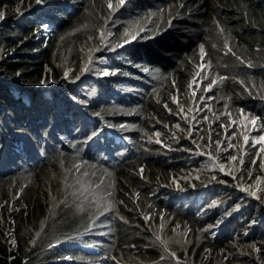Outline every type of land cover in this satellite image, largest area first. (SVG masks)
Instances as JSON below:
<instances>
[{
	"label": "trees",
	"instance_id": "obj_1",
	"mask_svg": "<svg viewBox=\"0 0 264 264\" xmlns=\"http://www.w3.org/2000/svg\"><path fill=\"white\" fill-rule=\"evenodd\" d=\"M217 1L222 3L217 12H224L223 16L227 17L225 35L233 49L248 59L264 55V0ZM65 2L43 0L37 4L36 0H0V13L4 16L0 19V102L7 104V98L14 94L6 81L15 78L27 87L55 81L69 91L77 90L56 65L55 56L61 61L64 56L70 55L73 46L77 48L78 36L67 32L73 29L77 31L75 28L90 11L94 0H70L78 5L76 15L67 21L54 38L45 36L36 44L33 33L36 13L43 15L57 10L59 15L67 16L66 7L62 8ZM157 2L161 6L169 3L166 0H145L144 7L138 9V13L144 14L150 9L156 12L154 7ZM183 2L186 5L181 9L182 14L192 11V15L204 17L207 13V16L203 21L194 20L190 15L174 18L169 28L164 30V37L153 38L132 56L131 49L127 56L120 57L117 66L126 74L119 77L134 76L139 86L137 94H119L115 97L117 89L113 87L106 104L100 106L98 103L83 109L80 115H72L74 127L70 126L67 115L58 116L50 132L51 140L56 143L51 144L49 157L38 164L29 165L20 174L5 175L4 169L0 171V230L11 227L16 239L15 245L7 240L0 241V264H58L51 257L57 249L53 248V244L70 231L87 225L99 207L109 205L114 207L111 215L102 216L100 222L111 221L113 230L116 221L113 235L116 242L111 256H115L122 264H148L151 261L154 264H178L168 248L182 255L184 264H257V258H262L264 263V236L260 235V230L254 236L261 245L258 254L253 249V237H246L241 238V241L248 255L225 259L216 250L206 257L209 246H218L224 241L212 242V238L202 230V223L193 214L186 217L164 204L161 194L150 195V191L158 188L162 182L169 183L171 176L168 169L162 171L158 159L146 154L143 147L147 145L142 138L153 133L157 126L170 122L171 116L164 108L163 100H169L175 82L184 83L192 72L199 59L196 53L198 45L193 46L195 36L201 33L199 41L203 39L212 15L217 13L212 11L211 3H203L202 0ZM103 13L111 14L106 7L91 14V23L83 29L84 37L89 39V29L102 21L100 16ZM45 25L49 28L50 21ZM156 25L164 29L167 23L160 21ZM237 62L239 68H246L250 87L257 83V76L260 75L253 73L244 62ZM140 65L148 66L153 75H143ZM126 84L117 86L125 91ZM51 90L55 92L57 88ZM99 90L100 85L95 84L86 97L95 98L100 94ZM47 98H52V95L49 93ZM8 107L9 113L14 115V107ZM118 115L123 118L121 123L126 122L130 132L139 137L141 152L138 155L131 153L129 144L114 148L118 143L108 136L109 128L121 124L116 121ZM94 116L98 120H94ZM20 122L27 124L28 115L24 114ZM3 123L1 120L0 126ZM51 124L48 122V126ZM91 135L97 145L86 146L85 140ZM29 140L22 139L26 142V148L34 144L28 143ZM100 148H104L103 152ZM37 156L32 153L21 166ZM143 163L146 166L145 177H142L139 169ZM87 182L89 191L84 193L81 185ZM18 190L22 191L19 197ZM8 197L14 200L11 209L2 205ZM163 211L165 242L156 236ZM149 212H152L153 218L147 221L144 215ZM132 243L148 247L135 250L128 247ZM163 255L164 259H160ZM110 264L119 263L111 261Z\"/></svg>",
	"mask_w": 264,
	"mask_h": 264
},
{
	"label": "clouds",
	"instance_id": "obj_2",
	"mask_svg": "<svg viewBox=\"0 0 264 264\" xmlns=\"http://www.w3.org/2000/svg\"><path fill=\"white\" fill-rule=\"evenodd\" d=\"M49 2L53 3V1ZM131 3L135 4L133 0L125 2L122 14L127 17L136 15L132 23H139L146 15L157 12L150 9L144 14H139L136 9L135 14H130L126 11V7ZM136 3L140 5L139 9H142L145 0ZM64 7L67 9V16L59 15L57 10L43 13V15L36 13V24L33 28L37 39L36 44L45 36L48 39L54 38L58 31L65 27L67 21L76 15L78 5L66 0L62 8ZM110 12V15L103 13L100 16L102 21L98 25L91 26L89 39L82 33L84 27L91 23L92 15L83 21L81 19L75 28L77 31L73 29L67 32L75 37L78 36L77 48L73 46L70 55L64 56L61 61L55 56L56 65L62 70L64 77L69 78L77 87L76 91H69L55 81H44L33 87L20 84L18 78L6 81L7 85L14 90V94H11V98H7V104L0 102V121H4L0 126V171L4 169L5 175L20 174L29 165L38 164L39 161L50 156L51 144L56 143L55 140H51L50 132L54 129L58 116L67 115L70 126L74 127L72 115H80L83 109L98 103L100 106L106 104L113 87L117 89L115 97L119 94L125 96L139 92L134 76L119 77L126 73L121 72L117 66L118 61L121 56H127L131 49L130 56L142 49L153 38L164 37V30L169 28L174 18L167 22L164 29L154 24L157 29H161L160 31L150 32L147 35L144 31H140L134 35L126 32L116 12ZM47 21L51 23L49 28L45 25ZM227 50L232 52L234 49L227 48ZM236 58L260 76H257V83L251 87L250 82L242 85L246 91L235 106H226L219 100L212 103L207 100L211 96L209 92H194L189 88L182 93L174 88L169 100H163L164 108L171 116L170 122L157 126L153 129V133L142 138L147 145L143 147L146 154L158 159L162 171L168 169L171 176L169 183L162 182L158 188L150 191V195L161 194L164 204L186 217L193 214L202 223V230L212 238V242L224 241L218 246L215 244L209 246L205 253L206 257H210L214 251L218 250L225 259L248 255L246 246L241 241V238L246 237H253V249L258 254L261 251V245L254 236L257 230H260V233L264 232V143L262 141L264 138V108L262 107L264 105V55L248 59L238 53ZM217 68L221 71L220 67ZM242 69L246 71L245 67L239 68L237 63L231 73H239ZM140 72L143 75L145 73L153 75L149 67L144 65H140ZM189 77L190 75L186 80ZM125 83H127L125 91L117 86ZM95 84L100 85V94L95 98L86 97ZM202 84L212 85L213 94L222 93L223 86L217 85L213 77ZM52 88L57 90L53 92ZM49 93L52 95L50 99L47 98ZM99 99L104 100L99 101ZM10 105L14 107V115L9 113ZM179 107L191 108L197 113L196 116L188 118L195 126L188 127L190 136L180 139L182 142L175 140L179 138L177 132L182 129L178 115ZM224 107H234L236 115L243 114L249 123V129L242 143L229 140L231 127L236 121L234 112L231 109L226 111L227 120L224 121V116L215 117L219 115V112L212 111L214 108L222 110ZM50 110L53 113L52 118H50ZM24 114L29 117L27 124L20 122ZM93 119L98 120V117L94 116ZM122 119L121 116H116L118 123H121ZM125 120L130 119L125 118ZM48 122L53 124L48 126ZM124 126L126 122L111 127L107 134L118 143L114 148L120 144H129L132 148L131 153L138 155L141 152L139 137L130 132L129 125L121 130ZM216 135H223L224 139L216 143L213 141V136ZM25 138H30L28 143L34 142L33 146L26 148V142L22 141ZM85 144L86 146L97 145L93 135L85 140ZM183 146H187V149ZM103 149L100 148V151L103 152ZM211 150L217 151L219 155ZM32 153L39 156L31 158L28 163L21 166V163ZM139 169L142 171V177H145V164H141ZM81 189L84 193L88 192V182L83 183ZM21 192L18 190L17 197L21 195ZM2 205L11 209L14 205L13 198H5ZM113 208V205L99 207L87 225L72 230L58 239L53 244V248L57 249L52 252L51 257L58 264H110L111 261L122 264L115 256H111L116 242L113 236L116 221L113 230L111 221L100 222L102 216L111 215ZM164 215L165 211L162 212V221L156 235L163 242H165ZM144 216L147 221L153 218L152 212ZM5 240L12 245L16 244L11 227L0 230V241ZM128 247L139 250L146 249L148 246L139 247L132 243ZM168 249L178 264H184L185 258L182 255L172 248ZM160 259H164V255ZM148 264H154V261Z\"/></svg>",
	"mask_w": 264,
	"mask_h": 264
},
{
	"label": "rangeland",
	"instance_id": "obj_3",
	"mask_svg": "<svg viewBox=\"0 0 264 264\" xmlns=\"http://www.w3.org/2000/svg\"><path fill=\"white\" fill-rule=\"evenodd\" d=\"M126 1L128 0H124L123 3H121V0H94L90 11H88L86 15L83 16L82 21L88 18L95 10L102 7H106L109 11L116 12L119 15L126 32H128L129 34L136 35L140 31H144V33L147 35L150 32H156L161 30V29H157L154 26V24H157L160 21H163L164 24H166L172 18H177V17L182 18L187 15H190L191 18L194 20L203 21L204 17L207 16V13L204 15V17H198L196 15H192L191 14L192 11L187 14H182L181 9L183 5L184 6L186 5V3L183 2V0H174V1L166 0L169 3L164 4L162 7H160L162 4L157 2V5L154 7L155 10L157 11L156 13H151L146 15L144 17V20H141V22L139 23L136 22L132 23L136 15L133 17H127L122 14L124 4ZM133 1L135 4L131 3L126 7V11L130 12V14H135L136 13L135 10L139 9L140 5H138L136 2H141L143 0H133ZM202 2L211 3L210 7H212V11H216V12L222 6V3L217 0H202ZM223 15L224 12H217L214 15H212L210 22L208 23V29L204 31V37L201 41H199V39L202 37L201 33H198V36H195V39L193 38L194 39L193 46L195 44L198 45L196 48V53L197 55H199V59L195 63L194 68L190 73L189 79L181 84L174 83V88L182 93H185L189 88H191V90L194 92H198V91L209 92L211 93V96H209L207 100L211 101L212 103L219 100L226 106L229 105L235 106V104L241 100V95L246 91L245 89L242 88V85L246 84L249 81L246 77V71L244 69H242V71L239 73H231L233 72L232 69L234 65L238 63L236 58V56H238V53L236 52V50H233L232 52H228L227 50V48L233 49V46L229 38L225 35L227 31V25L225 24L227 17H224ZM218 62L221 63L218 64ZM217 64L218 67H220L221 71L217 68ZM210 77L214 78V82H216L217 85L223 86L222 93L220 95L216 94V92L213 94L214 88L212 85L206 86L202 84L205 80H207ZM230 109L234 112L236 121L234 125L231 127L232 132L230 133L229 140L231 141L234 140L238 143H242L243 137L250 126L245 116L241 113L236 115V109L234 107H228V108L224 107L222 110H218L214 108L212 109V111H218L219 115L215 117L224 116V121H226L227 118L225 113ZM178 112H179L178 115L182 129L177 132L179 138H175V140L182 142V140L180 139L184 137L189 138L190 136L188 127L192 128L193 126H195L191 120H188V118L196 116L197 113L193 112L191 108H182V107H179ZM201 121L203 122L204 119L202 118ZM184 123H186V125ZM223 139H224L223 135L213 136V141L216 143H219ZM262 141L264 143V139H262ZM196 145L200 146V144L198 143H196ZM183 148L187 149V146H183ZM202 149L204 151H207L204 148ZM214 152L216 155H219L217 151ZM263 154H264V149H263ZM260 235L264 236V232H261ZM257 264H264L263 259L257 258Z\"/></svg>",
	"mask_w": 264,
	"mask_h": 264
},
{
	"label": "snow or ice",
	"instance_id": "obj_4",
	"mask_svg": "<svg viewBox=\"0 0 264 264\" xmlns=\"http://www.w3.org/2000/svg\"><path fill=\"white\" fill-rule=\"evenodd\" d=\"M43 2V0H36V3L37 4H40V3H42ZM124 2V0H121V3H123ZM4 18V16H3V14L2 13H0V19H3ZM105 75H107V73H105ZM262 139H264V138H262Z\"/></svg>",
	"mask_w": 264,
	"mask_h": 264
},
{
	"label": "bare ground",
	"instance_id": "obj_5",
	"mask_svg": "<svg viewBox=\"0 0 264 264\" xmlns=\"http://www.w3.org/2000/svg\"><path fill=\"white\" fill-rule=\"evenodd\" d=\"M207 193H208V191H207ZM207 193H205V194H207Z\"/></svg>",
	"mask_w": 264,
	"mask_h": 264
}]
</instances>
